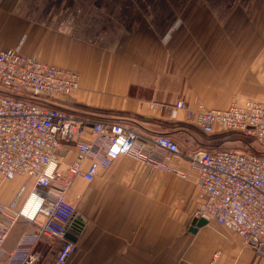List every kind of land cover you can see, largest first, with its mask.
Listing matches in <instances>:
<instances>
[{"label":"crops","instance_id":"0c3cea01","mask_svg":"<svg viewBox=\"0 0 264 264\" xmlns=\"http://www.w3.org/2000/svg\"><path fill=\"white\" fill-rule=\"evenodd\" d=\"M183 9L206 10L201 39L177 30ZM6 49L79 75L78 90L54 106L129 125L143 137L166 135L186 153L219 147L223 138L203 133L183 110L168 114L163 107L178 100L213 109L264 101V0L188 7L181 0H0V51ZM80 138L92 140L88 129ZM76 154L74 144L60 145L59 170ZM170 166L185 169L187 161ZM32 183L25 176L0 180V205L18 210ZM66 200L75 209L67 237L75 247L64 264H264V253L256 256L229 229L214 222L196 227L193 181L125 156L90 182L75 177ZM36 229L19 218L3 255ZM63 244L41 236L31 258L56 264Z\"/></svg>","mask_w":264,"mask_h":264},{"label":"built area","instance_id":"2783aa9c","mask_svg":"<svg viewBox=\"0 0 264 264\" xmlns=\"http://www.w3.org/2000/svg\"><path fill=\"white\" fill-rule=\"evenodd\" d=\"M78 88L79 75L74 71L24 56L17 49L0 51V180L25 176L33 181L18 210L0 205V264H36L31 252L41 236L64 240L56 258V264H64L75 247L67 238L75 209L66 200L74 178L90 182L120 156L193 181L199 199L194 218L229 229L256 256L263 255L264 101L248 98L213 109L202 104L187 107L178 100L163 107L168 114L183 110L205 134L233 133L245 139L243 149L186 153L166 135L143 137L129 125L90 121L52 104ZM85 129L91 141L80 138ZM62 144L77 149L64 171L58 160ZM179 160L187 161L185 169L170 166ZM19 218L37 229L22 234L4 256L3 243Z\"/></svg>","mask_w":264,"mask_h":264},{"label":"rangeland","instance_id":"374dc122","mask_svg":"<svg viewBox=\"0 0 264 264\" xmlns=\"http://www.w3.org/2000/svg\"><path fill=\"white\" fill-rule=\"evenodd\" d=\"M183 2L184 7H188V5L193 2V3H205L206 0H181ZM180 26L177 27V30L182 28V34L188 33V34H198L200 37L201 35H205L207 33V21H206V10L204 9H196V10H191V9H183L182 10V20H179ZM172 30L176 31L175 28ZM173 31V33H174ZM200 37L199 39H201ZM199 44L202 46V48H205V42H199ZM207 107V106H206ZM211 108V107H208ZM219 137L225 138L226 141L223 143H220V141L216 142L219 143V147L222 148H239L243 149L245 148V145L241 143L242 140L245 141L241 136L233 133H223L220 134ZM12 183H17L15 182ZM18 183L23 185L22 180H18Z\"/></svg>","mask_w":264,"mask_h":264},{"label":"water","instance_id":"95a60500","mask_svg":"<svg viewBox=\"0 0 264 264\" xmlns=\"http://www.w3.org/2000/svg\"><path fill=\"white\" fill-rule=\"evenodd\" d=\"M206 222H207V221L204 220V219H198V221H197V223H196V227L201 226V225L205 224ZM67 237H68V235H67Z\"/></svg>","mask_w":264,"mask_h":264}]
</instances>
